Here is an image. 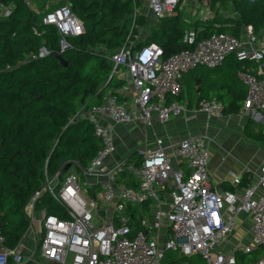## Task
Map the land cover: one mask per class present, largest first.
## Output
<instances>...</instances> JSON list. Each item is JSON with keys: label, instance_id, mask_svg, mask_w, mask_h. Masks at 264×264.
Segmentation results:
<instances>
[{"label": "built area", "instance_id": "obj_1", "mask_svg": "<svg viewBox=\"0 0 264 264\" xmlns=\"http://www.w3.org/2000/svg\"><path fill=\"white\" fill-rule=\"evenodd\" d=\"M184 5L185 0H149L156 21L175 15ZM12 11L11 5L0 3L1 19L10 17ZM193 13L205 21L212 14L208 3H196ZM43 24L58 30L60 54L71 47L70 37L85 34L83 20L69 4L50 10ZM48 54L43 47L38 56ZM229 56L242 63L238 76L247 88L243 113L261 124L264 134V26L260 30L251 25L243 27L238 36L213 34L193 49L166 59L163 48L155 42L138 48L134 42H127L109 60L114 67L126 68L130 86L121 93L130 100L121 102L109 95L102 104L82 108L74 115L72 123L87 120L93 126L102 147L82 172L70 171L63 179L56 174L33 194L26 213L37 250L24 256L18 247H7L0 232V264H163L167 252L199 256L204 264H237L239 254L264 248V165L259 178L237 195L231 190H212L205 136L189 137L178 145L177 154L186 161L189 174L173 169L162 139L157 140L155 149L137 150L136 160L129 159L130 155L115 156V132L109 122L151 126L182 115L189 110L188 100L181 103L171 98L184 92V76L199 66L217 68ZM191 110L208 117L223 114V106L215 98L201 100ZM127 175L135 177L134 186L120 185ZM235 182L239 183V179ZM47 191L61 207L63 217L36 211ZM162 193L170 196L168 208L163 206ZM146 207L154 213L152 223L146 218ZM136 208H140V214L135 213ZM242 213L252 219L251 242L225 250L222 246L233 234L235 219ZM38 214L40 218H36ZM37 223L42 231L34 230ZM164 224L170 231L161 246L150 231ZM253 264H264V249Z\"/></svg>", "mask_w": 264, "mask_h": 264}, {"label": "trees", "instance_id": "obj_2", "mask_svg": "<svg viewBox=\"0 0 264 264\" xmlns=\"http://www.w3.org/2000/svg\"><path fill=\"white\" fill-rule=\"evenodd\" d=\"M27 1L0 0L13 7L10 17L0 18V232L9 248L18 247L29 229L26 207L45 179L56 174L63 179L73 168L82 172L101 149L93 126L87 120L72 123L71 119L82 108L102 104L109 95L119 101L124 98L118 90L126 80L118 75L121 67L113 73L109 56L134 42L133 34L148 21L147 14L136 11L139 0H56L48 10L40 5L39 13ZM62 4H69L85 27L84 35L69 38L71 47L62 53L67 67L52 55L60 50L58 30L43 24L45 15ZM228 4L233 10L220 20L218 9ZM210 7L215 14L211 21L189 25L179 14L158 20L148 39L135 47L155 42L166 59L213 34L238 36L243 27L264 26V0H210ZM43 47L50 54L39 57ZM241 66L234 56L214 69L200 71L203 66H199L184 76V92L171 100L187 99L192 107L215 98L224 114L238 113L247 93L238 76ZM68 164L71 168L65 172ZM127 180L129 186L135 185L134 176L127 175ZM60 208L48 191L36 205L37 212L63 217ZM257 252L261 249L250 254ZM240 255L249 254H239L237 264H247ZM184 262L204 264L199 256L175 252H167L163 260V264Z\"/></svg>", "mask_w": 264, "mask_h": 264}, {"label": "crops", "instance_id": "obj_3", "mask_svg": "<svg viewBox=\"0 0 264 264\" xmlns=\"http://www.w3.org/2000/svg\"><path fill=\"white\" fill-rule=\"evenodd\" d=\"M139 1L141 3L145 1L146 5H149V0ZM193 6L195 9L196 3ZM32 7L37 13L42 11L40 4H37V0L33 1ZM48 9L49 7H46L45 4V10ZM136 11L142 13L140 8ZM181 11L178 10V13L175 15ZM157 22L151 11H148V24L152 27ZM121 72L124 73L121 74ZM118 75L120 78L126 80L124 87L130 86L127 71L123 70V67L119 69ZM124 87L118 90L120 94H122L121 92ZM244 87L246 92L247 88L245 85ZM123 97L122 102L130 100L125 96ZM187 106L189 110L180 116L173 117L166 123L157 121L151 126H145L138 122L129 124L109 122L114 128L115 140L117 142L116 158L127 156L131 153L132 156L135 155L138 158L137 150L140 148L155 149L157 148V140L162 139L163 147L167 151L168 156L172 158L173 169L175 171L184 170L186 174H189L190 171L186 161L177 154L178 145L186 138L205 136L207 141L212 142L211 152L208 146V169L212 190L217 192L231 190L237 195H241L245 187L259 178L260 168L264 165L263 126L255 122L249 115L243 113V104L238 113H223L220 117H208L203 113L192 112L191 108L193 106L190 107L188 102ZM236 179H239V183L235 182ZM119 183L121 186L128 185V180H123ZM163 195L164 193L161 195V199L163 198L162 200H164L163 206L168 208L170 196L168 194ZM134 211L136 214H140V208H136ZM224 211L227 212L228 208L225 207ZM145 215L148 221L152 223L154 217L153 211L146 207ZM166 226L164 224L160 229L152 228L153 231H150L152 237L161 246L164 245V242L169 237L170 230ZM38 228L39 226L35 225L34 230H38ZM251 230V217L245 213L240 214L235 219L233 234L222 247L226 250L233 247L234 244H249L251 242ZM32 236V233L27 230L18 246V251L24 256H31L37 250L38 244L33 240Z\"/></svg>", "mask_w": 264, "mask_h": 264}, {"label": "rangeland", "instance_id": "obj_4", "mask_svg": "<svg viewBox=\"0 0 264 264\" xmlns=\"http://www.w3.org/2000/svg\"><path fill=\"white\" fill-rule=\"evenodd\" d=\"M30 2L33 3L34 0H29ZM53 1H56V0H37V4H40V5H43V4H46V7H49V9H51L52 7H54V4L52 3ZM210 0H185V5L179 9L182 10L179 14H180V17L187 21V24H192L193 22L201 19L200 15H194L193 11H194V6L193 4L194 3H199L200 6L202 5V3H208L209 6H210V3H209ZM140 11L144 14L147 13L148 15V11L150 12V7L149 5H146L145 1H143V3L140 2ZM57 5V4H56ZM232 6L231 4H228L226 5L225 7H223L222 9H218L219 11V16H220V20H222L224 17H228V15H230V13L232 12ZM211 18L207 21H211L214 19L215 17V14H214V11L211 9ZM213 16V18H212ZM201 21L200 23H203L202 21H205V20H199ZM151 33V26L150 24H148V21H147V25L146 27H143V28H140L137 32H135L133 34V37L134 35L136 37H134V43H138V42H141V41H146L149 37V34ZM136 39V41H135ZM206 68L204 67H201V68H198L197 70H205ZM124 72H121V74H123ZM117 143V142H116ZM208 146H209V149H210V152H211V147H212V142L211 141H208ZM71 172H75L76 174H79V171L76 170L75 168L71 169ZM60 178V177H59ZM53 179V178H52ZM51 178L48 177V179H45V181L42 183L45 187L47 182L48 181H51L52 180ZM61 179V178H60ZM36 218H40V215H36ZM37 226H39V230L42 231L43 228L41 227L40 224H36ZM264 248L261 249V252ZM261 252H257V253H254V254H249V255H240V259H242L245 263L247 264H251L252 262L256 261L260 256H261ZM168 253H173V252H168ZM167 261V260H165ZM253 264V263H252Z\"/></svg>", "mask_w": 264, "mask_h": 264}, {"label": "water", "instance_id": "obj_5", "mask_svg": "<svg viewBox=\"0 0 264 264\" xmlns=\"http://www.w3.org/2000/svg\"><path fill=\"white\" fill-rule=\"evenodd\" d=\"M52 55L60 61L62 66H64V67L68 66L69 62L62 56V54L55 52V53H52ZM116 69H117V67H114L113 73L115 72ZM113 73H112V75H113ZM112 75H111V77H112ZM197 84H199V82ZM70 168H71V164H68L65 167V172L69 171Z\"/></svg>", "mask_w": 264, "mask_h": 264}, {"label": "bare ground", "instance_id": "obj_6", "mask_svg": "<svg viewBox=\"0 0 264 264\" xmlns=\"http://www.w3.org/2000/svg\"><path fill=\"white\" fill-rule=\"evenodd\" d=\"M178 13V12H177ZM195 15V14H194ZM174 16V15H173ZM176 16V15H175ZM50 54V53H49ZM184 82H185V80H184ZM182 97V96H181ZM105 99V98H104ZM178 99H180V98H178ZM180 101V100H179Z\"/></svg>", "mask_w": 264, "mask_h": 264}]
</instances>
